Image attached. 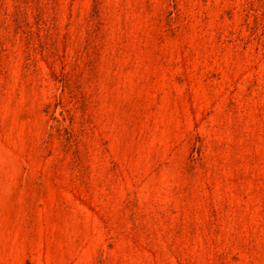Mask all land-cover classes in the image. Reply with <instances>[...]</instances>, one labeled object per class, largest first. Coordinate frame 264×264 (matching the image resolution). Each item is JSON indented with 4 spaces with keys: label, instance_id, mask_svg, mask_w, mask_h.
<instances>
[{
    "label": "rangeland",
    "instance_id": "rangeland-1",
    "mask_svg": "<svg viewBox=\"0 0 264 264\" xmlns=\"http://www.w3.org/2000/svg\"><path fill=\"white\" fill-rule=\"evenodd\" d=\"M0 264H264V0H0Z\"/></svg>",
    "mask_w": 264,
    "mask_h": 264
}]
</instances>
